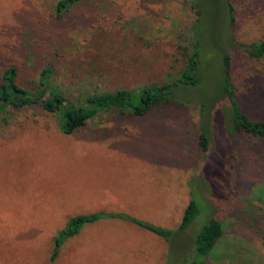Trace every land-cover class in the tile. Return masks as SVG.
Instances as JSON below:
<instances>
[{"label": "rangeland", "instance_id": "374dc122", "mask_svg": "<svg viewBox=\"0 0 264 264\" xmlns=\"http://www.w3.org/2000/svg\"><path fill=\"white\" fill-rule=\"evenodd\" d=\"M57 2L0 0V75L14 64L32 90L51 66L55 84L75 98L174 81L194 48L192 0H85L62 14ZM202 3V78L177 85L171 102L145 115L102 112L70 135L37 106L0 116V264H62V254L51 260L53 238L68 215L89 207L117 221L92 227L67 263L264 264V138L232 133L224 90L230 37L264 40V0ZM230 52L243 112L264 120V56ZM202 131L209 153L199 148ZM180 187L201 212L185 230L162 225L175 230L165 245L133 218L151 221L129 210L165 208L168 220L181 208ZM213 217L226 231L208 256H197L196 236Z\"/></svg>", "mask_w": 264, "mask_h": 264}, {"label": "trees", "instance_id": "16d2710c", "mask_svg": "<svg viewBox=\"0 0 264 264\" xmlns=\"http://www.w3.org/2000/svg\"><path fill=\"white\" fill-rule=\"evenodd\" d=\"M85 0H58L56 13L62 14L72 6ZM192 7L196 12L195 20V44L189 54L185 69L180 76L171 82L161 83L149 87L138 89H118L115 91H86L80 92L75 98L69 97L61 87L55 84V71L53 67H44L40 74L38 84L35 89L24 87L19 82V69L11 64L5 67L0 75V116L7 113L12 108L40 107L47 112L54 113L59 120L60 130L67 135L73 134L85 126L87 122L94 119L102 112L115 111L120 114L145 115L153 107L160 103L171 102L174 99V92L179 84L196 85L201 81V57L202 44L198 39V31L203 27L204 4L202 0H192ZM226 20L231 27L235 20V7L231 1L227 3ZM232 31V30H230ZM230 49H241L251 57L260 59L264 56V40L252 43H243L230 37ZM227 51L224 56L226 88H224L231 104L232 133H245L255 137L264 138V120L252 119L244 113L238 100L237 93L231 82V52ZM199 148L204 153H209L211 148L210 134L202 131L198 140ZM201 209L198 202L192 198L188 204L180 230H185L200 214ZM107 216L104 212H94L89 214H77L70 217L62 229L60 228L54 236V247L51 260L55 261L60 255V250L64 242L76 235L80 229L90 222ZM133 221L144 228L156 233L169 241L175 234V230L155 225L151 222L141 221L133 218ZM221 220L213 217L209 223L204 225L198 232L195 240L197 256H208L220 238L225 233V228ZM204 264V261H200Z\"/></svg>", "mask_w": 264, "mask_h": 264}, {"label": "crops", "instance_id": "0c3cea01", "mask_svg": "<svg viewBox=\"0 0 264 264\" xmlns=\"http://www.w3.org/2000/svg\"><path fill=\"white\" fill-rule=\"evenodd\" d=\"M177 196H178V199L181 200V204H182V205L180 204L181 208L178 210L170 209L168 211L170 219H168V220L165 219V217L163 216L165 208H162L161 210L159 208H155V210L153 211V214H147V213L145 214L144 212H140L138 210H133V211L129 210V211L132 212V214H134V215H137V214L141 215L142 217L146 218L148 221L153 222V224H155V225H159V226L170 225L172 227L174 226V228H178L175 230H180L179 227L182 224V220L184 217L185 210H186L188 204L190 203L191 199H189V197H187V193H185V189L183 187L179 188V192H177ZM94 212L108 213V210H96V209L89 207L88 209L84 208L83 211L81 213H78V214H89V213H94ZM74 215H77V214L68 215L67 220ZM116 221L117 220L111 219V218H101V219H98L94 222L86 223L76 235L68 238L64 242V244L62 245L61 250H60V256L62 254V260L63 261L61 263L62 264H71L72 261L67 263L68 258L69 257L73 258V256H74V258H76L80 254L81 246L79 245V241L82 239L84 234H90V230L93 229L92 227H94V228H96L98 226L103 227L106 225V223L111 224V223L116 222ZM168 222H170V223H168ZM131 225L133 227H135L132 223H131ZM144 230L149 231L155 237L158 236L157 238H159L162 241V243L165 242L166 239H164L163 237L157 235L156 233H154L148 229H144ZM180 231H182V230H180ZM165 243H166L165 245H167L168 241H166Z\"/></svg>", "mask_w": 264, "mask_h": 264}]
</instances>
